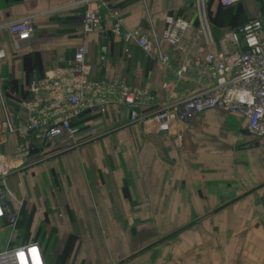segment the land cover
I'll return each instance as SVG.
<instances>
[{
    "label": "crops",
    "instance_id": "obj_1",
    "mask_svg": "<svg viewBox=\"0 0 264 264\" xmlns=\"http://www.w3.org/2000/svg\"><path fill=\"white\" fill-rule=\"evenodd\" d=\"M258 1L223 7L219 0H0V123L13 127L1 128L0 160L8 166V203L19 216L4 230L17 226L27 238L16 243L38 241L48 264H160L174 245L172 264H264V140L249 133L243 116L217 109L177 121L168 132L151 122L166 105L212 86L194 66L180 77L176 71L198 47L240 50L227 32L264 19ZM88 11L100 15L91 32L84 31ZM204 13L212 42L198 31ZM25 16L35 35L16 45L7 24ZM168 16L195 26L183 39L186 51L162 41ZM128 32L159 45L151 53ZM80 44L88 78L103 83L86 93L72 124L80 138L90 129L96 135L74 146L46 143L67 106L55 82L71 76ZM127 91L135 93L141 121L130 119ZM97 107L105 110L90 112ZM32 122L39 127L23 134ZM177 229L176 244L156 245Z\"/></svg>",
    "mask_w": 264,
    "mask_h": 264
},
{
    "label": "built area",
    "instance_id": "obj_2",
    "mask_svg": "<svg viewBox=\"0 0 264 264\" xmlns=\"http://www.w3.org/2000/svg\"><path fill=\"white\" fill-rule=\"evenodd\" d=\"M92 0H77V3H89ZM241 0H219L223 7H233ZM32 17L25 16L7 24L9 33L15 44L34 38L35 32L32 24ZM167 28L162 34V41L170 44L176 49L186 51L183 46L184 37L192 31L195 26L187 19L178 16L166 17ZM100 15L97 11H88L84 19V31L91 32L100 26ZM199 33L205 35L209 42H212V32L206 15L202 17V26ZM127 39L137 36L138 43L149 52H154L159 41L151 42L144 36L128 32ZM227 38L232 44H239L240 50L230 52L228 50H206L202 47L195 49L186 63L182 64L176 71L178 77L184 75L194 66L199 78L210 77L213 84L203 92L194 94L180 101L172 102L156 112L151 122L158 131L168 132L173 123L190 122L197 114L208 110L217 109L225 112L241 115L246 119L247 129L256 139L264 140V19L258 15L247 21L232 27L227 32ZM225 41V39H223ZM226 42V41H225ZM86 46L80 44L70 61L71 76L60 84L66 96V107L62 110L63 115L59 120L54 121L48 128L45 141L51 143L56 139H63L69 146H74L80 140H91L96 135L95 129H90L85 138L79 137V128L73 126L72 118L80 113L82 100L86 93L93 92L103 82L90 81L88 75L91 66L85 62ZM159 59L168 63L170 56L165 53H158ZM5 56L0 50V58ZM61 85V86H60ZM124 101L130 111L132 122L141 121L138 109L136 108V96L133 91H127ZM53 103H55L53 101ZM104 108H93L90 112L104 111ZM13 131L8 120L0 123L1 128ZM39 127L38 122L26 125L22 132L26 134L32 129ZM182 133H177L174 142L182 144ZM8 174V166L4 160H0V230L6 227L15 226L18 221V213L8 203V187L5 178ZM0 264H48L42 246L38 241L8 246L0 251Z\"/></svg>",
    "mask_w": 264,
    "mask_h": 264
},
{
    "label": "rangeland",
    "instance_id": "obj_3",
    "mask_svg": "<svg viewBox=\"0 0 264 264\" xmlns=\"http://www.w3.org/2000/svg\"><path fill=\"white\" fill-rule=\"evenodd\" d=\"M255 8L257 10H260V12H264V4H263L262 0H259L258 4L256 2ZM156 216H158V215H156ZM156 216L154 215V217H156ZM166 219H168V218H166ZM163 221L168 222L166 220H163ZM14 228L7 231V232L4 229L0 230V251L5 249V245L8 243H10V244L14 243L12 246L15 247V246L19 245L18 243H16V240L21 239V238L23 240H24V238L27 239L25 236H23L21 234V232L18 230L17 226ZM147 232H149V231H146V233ZM177 237L180 238V229L168 231L165 235H162V237H161L162 240L160 239V241L157 242L156 245H162L163 247H166V246H164V244L168 243V246H170L172 240L174 241V244H176L177 243L176 239H178ZM170 247L173 249V252H172L173 254L169 253V252H165V253L169 254L172 258L166 259L165 261L161 262L160 264H172L173 262H176V261H174V260H176V257H175L176 256V252H175L176 247H175V245L170 246ZM174 254H175V256H174Z\"/></svg>",
    "mask_w": 264,
    "mask_h": 264
},
{
    "label": "trees",
    "instance_id": "obj_4",
    "mask_svg": "<svg viewBox=\"0 0 264 264\" xmlns=\"http://www.w3.org/2000/svg\"><path fill=\"white\" fill-rule=\"evenodd\" d=\"M237 25H239V24H237ZM237 25H236V26H237ZM233 27H235V26H233Z\"/></svg>",
    "mask_w": 264,
    "mask_h": 264
}]
</instances>
